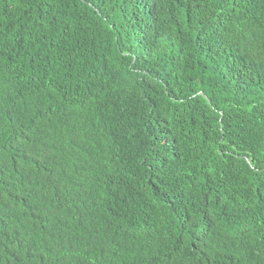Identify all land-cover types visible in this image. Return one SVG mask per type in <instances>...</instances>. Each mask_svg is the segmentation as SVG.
<instances>
[{"label":"trees","instance_id":"obj_1","mask_svg":"<svg viewBox=\"0 0 264 264\" xmlns=\"http://www.w3.org/2000/svg\"><path fill=\"white\" fill-rule=\"evenodd\" d=\"M0 264H264V0H0Z\"/></svg>","mask_w":264,"mask_h":264}]
</instances>
